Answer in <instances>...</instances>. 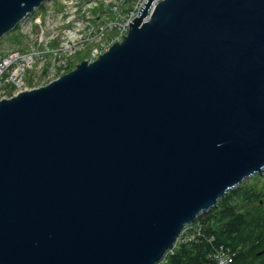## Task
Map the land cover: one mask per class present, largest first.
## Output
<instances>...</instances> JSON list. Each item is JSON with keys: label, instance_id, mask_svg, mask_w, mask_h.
<instances>
[{"label": "water", "instance_id": "1", "mask_svg": "<svg viewBox=\"0 0 264 264\" xmlns=\"http://www.w3.org/2000/svg\"><path fill=\"white\" fill-rule=\"evenodd\" d=\"M46 1L0 0V39ZM153 1L0 100V264H158L264 170V0Z\"/></svg>", "mask_w": 264, "mask_h": 264}, {"label": "trees", "instance_id": "2", "mask_svg": "<svg viewBox=\"0 0 264 264\" xmlns=\"http://www.w3.org/2000/svg\"><path fill=\"white\" fill-rule=\"evenodd\" d=\"M218 251L225 264H264V190L243 182L228 191L159 264H216Z\"/></svg>", "mask_w": 264, "mask_h": 264}, {"label": "rangeland", "instance_id": "3", "mask_svg": "<svg viewBox=\"0 0 264 264\" xmlns=\"http://www.w3.org/2000/svg\"><path fill=\"white\" fill-rule=\"evenodd\" d=\"M92 1L93 2H88L82 5L81 3L74 5L75 0H67L66 2L68 4V7H66V9L64 10H61L63 12L64 18H67L65 21L67 26L66 28H72L69 32H73L74 38L76 40L75 47L65 50L64 55L60 54L57 51V49L63 45L59 44L58 39L51 37V32L57 30V28L61 25V23H59L56 18L57 14H54L51 17L53 21L50 20V16L48 18L47 27L49 31L45 33V35L48 36V38L47 36L45 37V40L47 41L40 42L42 40V37L40 35L39 29L36 26L33 27L31 33L23 34L21 33V30L24 29H21L22 26L18 25L15 29L5 34L0 39V55H5L6 52L14 49H30L31 51V48L33 47V50L35 52V63L39 58L45 60L40 62L41 64H44L45 73L42 74V76L45 75L44 78L40 75L41 73L38 69L40 63L37 65L34 63L32 69L28 68L25 75L23 76L22 82H26V85L18 89L11 85L9 89L11 92L12 90L17 91V95L18 91L20 90L24 91L32 87V89H38L42 86H46L60 76L74 70L77 64L85 61L87 59V56L85 55L86 50H78L77 52H73L77 47H81L78 41L81 30L93 33L91 35V41L101 40L100 43L95 42V45L98 46L109 45L111 47L114 43L120 42L122 40L121 33H125V31L120 27L124 23L123 13H121V11H117L115 13L114 11L108 12V9H105L102 5L101 0H97V5H95V0ZM64 3L65 1H63L62 3L61 0H55L54 3H51V5L55 7L58 4L57 10H60V4ZM41 11V20L43 22L46 13L48 11L50 12V9L48 6H45L41 9ZM38 14L39 13L37 12L33 14L31 13L29 17L35 19L37 18ZM25 23L26 22H23V25ZM63 30L65 31L64 28H61L60 31H57L61 32ZM114 40H116L117 42H114L112 44ZM59 65L60 67L58 68ZM13 71L14 69L10 70V73ZM53 71H56V73L52 76ZM12 93L6 95V98L16 96L14 91ZM244 182H247L250 185H254L258 190H264V170L260 175L254 174L251 177L245 179Z\"/></svg>", "mask_w": 264, "mask_h": 264}, {"label": "built area", "instance_id": "4", "mask_svg": "<svg viewBox=\"0 0 264 264\" xmlns=\"http://www.w3.org/2000/svg\"><path fill=\"white\" fill-rule=\"evenodd\" d=\"M54 1L55 0H48L44 3H42L39 7L35 8L33 10V12H31V13L32 14L35 12L39 13L37 18L32 19L31 17H29L31 15V13H30L25 18H23L22 21L19 22L17 25L22 26L21 29H24V30H21V33H23V34L31 33L33 27L36 26L39 29L40 35L42 37V40L40 42L47 41V40H45L46 39L45 37L47 36V35H45V33L49 31V29L47 27L48 18L50 16V20L53 21L51 19V17L54 14L55 15L57 14L56 18H57L58 22L61 23V25L57 28V30L60 31L61 28H64L65 31L64 30L61 32H58L57 30L52 31L51 37L58 39L59 44L63 45L60 48H58L57 51L60 54L64 55L65 50H68L69 48L75 47L76 40L74 38L73 32H71V33L69 32V31H71L72 28H66L67 26H66L65 21L67 18L66 17L64 18L63 12L61 11V10L66 9V7H68V4L66 2L67 0H61L62 3H63V1H65V3L60 4V10H57L58 4L55 7H53L51 5V3H54ZM158 1L159 0H154L152 2V7H154ZM88 2H93V1L92 0H75L74 5H76L78 3H81V5H82V4H86ZM95 2H96L95 5H97V0H95ZM101 2H102V5L104 6V8L108 9V12L114 11V13H115L117 11L118 12L121 11V13H123L124 23L122 26H120L125 31V33H121V37L123 39V37L127 34L128 30L130 28L129 23H132V21L136 17L139 16L140 9H141L143 4L147 3V0H101ZM91 4H94V3H91ZM126 5H128V6H126ZM45 6L49 7L51 13L48 11L45 15L44 21L42 22V20H41L42 11H41V9ZM23 22H26V23L23 25ZM92 34H93L92 32H86L85 30H81V34L78 38L79 45L81 47H77L73 51V52H77L78 50H86L87 59L85 61H87L88 63H92L95 60H97L99 58V56L101 54L107 52V50L110 47L109 45H107V46L95 45V42L100 43L101 40L91 41V35ZM47 38H48V36H47ZM119 40H120V38H119ZM114 42H117V41L114 40L112 42V44ZM117 43H119V42H117ZM21 50H22V52H21ZM21 50L14 49V50H10V51L6 52L5 55H0V100L3 98H6L7 97L6 95H8L9 93H12L13 91L15 92V95H16L17 91L12 90V92H11L9 90L11 85L16 87L17 89L26 85V82L23 83L22 79L26 73V70L28 68L32 69V67L35 63V59H34L35 52L33 50V47L31 48V51H30V49H21ZM41 61H45V60L39 58L38 60H36L35 64L37 65ZM59 67H60V65L58 66V68ZM12 69H14V71L10 73V70H12ZM38 69L41 73L40 75L42 76V74L45 73L44 64L40 63L38 66ZM55 73H56V71H53L52 76ZM44 76H42V77L44 78ZM32 88H28L26 90H30ZM22 91L23 90H20V91H18V93L22 92ZM189 228H190V224L184 227L180 236L177 238L176 243L178 242V240L181 239L182 236L186 235V233L188 232L187 230ZM169 252H171V251H168L166 254H168ZM166 254L159 263H161L162 261L165 260ZM214 258L216 260V264H225L226 260H227L226 256L223 254L222 251H218V253H216Z\"/></svg>", "mask_w": 264, "mask_h": 264}, {"label": "bare ground", "instance_id": "5", "mask_svg": "<svg viewBox=\"0 0 264 264\" xmlns=\"http://www.w3.org/2000/svg\"><path fill=\"white\" fill-rule=\"evenodd\" d=\"M238 187V186H237Z\"/></svg>", "mask_w": 264, "mask_h": 264}]
</instances>
